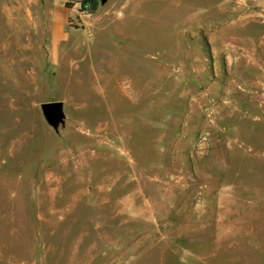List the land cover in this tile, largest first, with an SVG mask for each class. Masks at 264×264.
I'll return each mask as SVG.
<instances>
[{"label":"rangeland","instance_id":"obj_1","mask_svg":"<svg viewBox=\"0 0 264 264\" xmlns=\"http://www.w3.org/2000/svg\"><path fill=\"white\" fill-rule=\"evenodd\" d=\"M0 264H264V0H0Z\"/></svg>","mask_w":264,"mask_h":264},{"label":"crops","instance_id":"obj_2","mask_svg":"<svg viewBox=\"0 0 264 264\" xmlns=\"http://www.w3.org/2000/svg\"><path fill=\"white\" fill-rule=\"evenodd\" d=\"M56 1L60 2V0ZM59 10H61L63 14L69 15L73 12L74 8H68L66 2H63V4L59 6ZM50 33L51 35L50 42L48 43V48L51 50L52 55L55 58V56L59 54L63 45L69 41V37L70 35H72V32H66L63 29V24L58 20V22H55V25L51 28Z\"/></svg>","mask_w":264,"mask_h":264},{"label":"water","instance_id":"obj_3","mask_svg":"<svg viewBox=\"0 0 264 264\" xmlns=\"http://www.w3.org/2000/svg\"><path fill=\"white\" fill-rule=\"evenodd\" d=\"M101 3L107 2V0H100ZM42 109L45 113L47 120L55 124L57 123L62 117V103L59 101H50L42 104Z\"/></svg>","mask_w":264,"mask_h":264},{"label":"trees","instance_id":"obj_4","mask_svg":"<svg viewBox=\"0 0 264 264\" xmlns=\"http://www.w3.org/2000/svg\"><path fill=\"white\" fill-rule=\"evenodd\" d=\"M87 2L92 3V9H96L97 5H98V0H86Z\"/></svg>","mask_w":264,"mask_h":264}]
</instances>
